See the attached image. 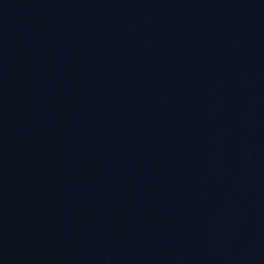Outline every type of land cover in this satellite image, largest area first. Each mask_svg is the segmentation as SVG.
<instances>
[{"label": "water", "instance_id": "water-1", "mask_svg": "<svg viewBox=\"0 0 264 264\" xmlns=\"http://www.w3.org/2000/svg\"><path fill=\"white\" fill-rule=\"evenodd\" d=\"M0 264H264V0H0Z\"/></svg>", "mask_w": 264, "mask_h": 264}]
</instances>
